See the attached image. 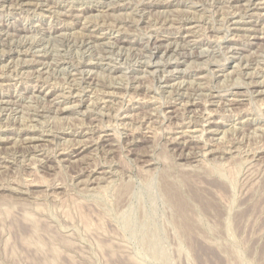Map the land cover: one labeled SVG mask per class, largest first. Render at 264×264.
<instances>
[{
	"label": "rangeland",
	"instance_id": "obj_1",
	"mask_svg": "<svg viewBox=\"0 0 264 264\" xmlns=\"http://www.w3.org/2000/svg\"><path fill=\"white\" fill-rule=\"evenodd\" d=\"M0 264H264V0H0Z\"/></svg>",
	"mask_w": 264,
	"mask_h": 264
},
{
	"label": "bare ground",
	"instance_id": "obj_2",
	"mask_svg": "<svg viewBox=\"0 0 264 264\" xmlns=\"http://www.w3.org/2000/svg\"><path fill=\"white\" fill-rule=\"evenodd\" d=\"M211 141V140H210Z\"/></svg>",
	"mask_w": 264,
	"mask_h": 264
}]
</instances>
